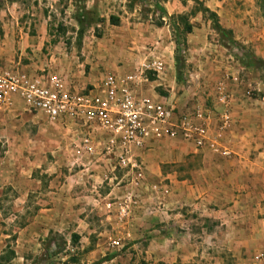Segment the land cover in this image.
<instances>
[{
  "label": "crops",
  "instance_id": "0c3cea01",
  "mask_svg": "<svg viewBox=\"0 0 264 264\" xmlns=\"http://www.w3.org/2000/svg\"><path fill=\"white\" fill-rule=\"evenodd\" d=\"M164 11L167 16L173 13L168 8ZM242 27L243 33L249 28L243 24ZM198 34L200 33L195 31L187 33L186 46L194 49L199 43L197 49H205L209 43L204 37L197 38ZM257 36L258 34H254L248 38L245 34H239L238 39L242 44L251 43L252 54L264 60V47L261 44L264 37L261 36L262 40L256 43ZM165 39V28L161 27L160 41L155 43L157 46L162 43L167 44L165 56L168 57L169 53L172 59L173 41L166 43ZM14 42V37L11 35L6 33L1 35L0 59L5 54L3 46L13 45ZM134 47L138 46H132ZM99 50L95 44L85 53V61L91 66L89 74L80 75L79 70H76L75 73H71L72 78L69 79L86 86L95 83L109 72L123 75L132 71L114 64L110 47L101 52ZM161 51L159 55H155L156 51L152 47L147 54L143 52L146 55L142 59L164 56L165 50ZM126 53L132 62L135 61L133 67L142 60L139 52L134 53L131 50ZM201 55L203 57L193 56L194 62L200 60L203 62L200 66L194 64L199 67V75L206 77L207 80L209 78L220 80L226 86L224 90L228 96L230 120L227 128L221 133L219 141L229 149V156H221L204 147L194 148L190 142L180 139L154 142L140 154L144 163L146 181L163 182L170 190L164 200L165 211H152L146 214L143 207L145 204H151V201L144 194V197L138 200L140 204L131 206L124 223L117 221L116 200L124 197L129 190L128 187L112 184L109 180L105 181V173L93 164H88L85 159H80L74 170L69 166L68 171L71 172L67 176L62 175L63 179L56 180V177H60L59 170L57 173L52 167L44 169L49 176L44 186H41L37 179L31 178L30 174L28 178H22L21 169L13 170L11 173L2 166L0 188L8 184L16 193L11 200L14 212L9 217L14 221L20 219V214L15 212L21 210L31 199H37V203L43 204L42 207L25 216L23 223L12 231L10 236L12 244L8 249L13 252V257L8 261L9 263L25 264L23 254L33 253L39 256L47 248H53L54 235L64 241L65 249L68 248L76 254L77 264H132L137 257L143 260L144 264H177L179 260L182 262L198 254L197 237H217L221 239V244L227 249H234L233 251L239 250L242 245L247 246L252 243L256 246L264 245V241L261 240L264 238V81L259 79V69L241 66L235 56L227 52L214 55L201 51ZM93 56L98 59L95 60ZM207 59L211 64L205 68ZM98 64L102 67L100 77L96 75ZM165 69L166 67L164 73L160 75L163 79H166L167 75ZM236 73L242 74V76L239 74V83L234 80ZM229 75V81L225 80ZM199 84L201 86H197L196 89L191 88L190 95L194 96L195 105L211 111L213 116L209 128L210 132L214 133L217 121L213 109L217 107L214 105V100L212 103V98H208L210 89L205 79ZM150 87L151 82L147 81L141 84L142 90L139 91L159 95ZM207 98L210 103L205 106L202 101ZM16 111L33 115L24 110L16 100L7 105H0V115L15 114ZM49 124H53L56 130L59 129L58 146L67 153L70 159L68 165H72L75 160L74 150L71 148L73 139L68 130L58 123L49 121ZM53 142L50 139L46 145H51ZM187 156L198 162L191 166L188 172H182V167L173 169L161 167L168 162L181 164ZM4 159L3 156L0 161L3 163ZM3 171H6L10 178L4 176ZM40 188L44 194L38 198L34 194ZM107 203L110 205L108 208ZM200 216L214 220L217 230L209 231L201 224L196 226ZM121 232L122 234L129 232L131 244L120 252L114 250L110 252L108 240L120 235ZM3 237L0 239V255L7 246L5 238L8 235L4 234ZM140 237H145L143 244L139 243ZM230 237L238 238L235 248L230 244ZM71 238H74V244H70ZM249 239L254 240L251 242Z\"/></svg>",
  "mask_w": 264,
  "mask_h": 264
},
{
  "label": "rangeland",
  "instance_id": "374dc122",
  "mask_svg": "<svg viewBox=\"0 0 264 264\" xmlns=\"http://www.w3.org/2000/svg\"><path fill=\"white\" fill-rule=\"evenodd\" d=\"M198 1L200 5L215 12L220 26L230 29L231 37L247 50H251V43H240L239 34H245L248 38L258 34L256 43L262 40L261 36L264 37L262 0ZM200 5L193 0H0V38L2 34L6 33L14 37L15 41L13 45L6 44L3 46L5 47L3 49L5 54L0 59V67L27 73L50 69L56 70L68 78L71 73L79 70L78 74L86 76L91 72L89 69L91 66L85 61V53L96 44V48L100 49L99 52L110 47L114 64L130 71L135 68L133 67L135 61L132 62L129 59L130 56L127 55L126 51L139 52L141 54L139 57L142 59L154 47L155 55L162 52L161 50H165L163 51L164 56L161 57L165 63L164 68L166 67L165 73H167L166 79H163V76L160 75L164 72L159 75L150 71L145 72L147 80L151 82L150 89L154 93L167 96L168 100L179 110H184L195 105L196 102L194 96L190 95L192 93L191 88L195 87L196 89L197 86H201L198 83L205 79V83L207 82V87L210 89L208 98L211 97L213 103L217 84L221 83L224 86L225 84L220 80H212L211 78L207 80L206 77L199 75V67L194 64L200 66L203 62L202 60L194 62L193 56L203 57L201 51L214 55L224 52L234 55L238 50L235 46L229 50L220 44L224 42V39L221 38L220 32L213 28L211 21L205 17L206 15L197 10ZM80 6L91 10L96 21L85 27L79 38L77 37V25L73 15ZM159 7L168 8L173 13L167 16L165 13L159 12ZM179 15L183 16V19H180ZM184 23L190 25V32L200 33L196 36L197 38L204 37V40L208 41L209 45L205 49L198 50L199 43L195 45L194 49L186 46L185 37L187 33L184 32ZM242 24L249 27L245 33H243ZM161 27L165 28L166 43L173 41L172 59L169 53L168 57L165 56L167 44L162 43V45L157 46L155 43L160 41ZM175 40L178 41L180 48L178 52L180 60L176 71L173 59ZM261 44L264 47V41ZM132 46L138 47L132 48ZM148 48L150 49L148 50ZM144 51L146 54L143 53ZM64 54L65 57L62 56ZM93 58L98 59L96 56ZM142 60L135 65L137 66ZM208 61L209 59H207L205 68L211 64ZM193 66L195 67L193 68ZM100 68L102 67L98 64L96 75L99 77L102 73ZM201 68L203 69V66ZM259 72V79L264 81V70L261 68ZM239 74L242 76L241 73ZM239 74H235L236 83H239ZM229 78L230 75L225 80L229 81ZM156 82L161 84L158 85ZM208 98L203 99V105L206 106L210 103ZM22 113L16 111L15 114L0 115V160L3 156L5 157L3 163L0 161V167H6L11 173L13 170L21 169L22 178H28L30 174L31 178H35L41 183V186H44L49 180V176L44 172V169L48 167H52V170H56L57 173L59 170L60 177H56V180L63 179L62 175L67 176L71 172V170L68 171L69 166L73 170L76 169V163L68 165L70 159H68L67 153L58 146L59 129L56 130L53 124H49V121L40 114L31 116ZM50 139L54 142L51 145H46ZM197 163L195 159L187 156L181 164L168 162L161 167L165 169L182 167V172H188L190 167ZM36 165L37 167H34ZM2 174L10 178L6 171H3ZM160 183L163 184V182ZM9 186L4 184L0 188V239L4 238V234L8 235L5 238L7 246L3 249V254H6L8 246L10 247L12 244L10 236L15 227L23 223L25 216L43 206V204L37 203V199L29 200L21 210L15 212L20 214L21 218L14 221L9 215L14 212L11 200L16 193ZM41 189L34 194L38 198L44 194ZM132 192L137 195V198L130 204V208L136 203L140 204L138 200L146 194L145 197L150 198L151 201V204H145L143 207L146 214L152 211H165L164 201L162 204H157L151 194L139 189H129L125 194ZM125 221L118 222L124 223ZM199 224L209 231L217 230V224L214 220L204 219L200 216L196 226ZM124 232L113 237L120 239L121 247L109 246L110 239L108 240L110 252H120L131 244L132 239L129 232ZM53 240L54 247L47 248L39 256L33 253L23 254L25 264L78 263L76 254L69 251L68 248L65 249L66 245L63 244L62 239L54 235ZM229 240L231 246H234L238 238L230 237ZM249 240L252 242L254 239ZM261 240L264 241V238ZM143 241H145V237H140L139 243L143 244ZM196 241L199 246L198 254L182 262L177 260V264H264V245L256 246L252 243L247 246L242 245L239 250L233 251L234 249H227L225 245L221 244V239L217 237H197ZM71 242L70 240V244ZM73 242L75 243V240ZM1 264L11 263L1 261ZM132 264H144V261L137 257Z\"/></svg>",
  "mask_w": 264,
  "mask_h": 264
},
{
  "label": "built area",
  "instance_id": "2783aa9c",
  "mask_svg": "<svg viewBox=\"0 0 264 264\" xmlns=\"http://www.w3.org/2000/svg\"><path fill=\"white\" fill-rule=\"evenodd\" d=\"M149 71L155 75L164 71L161 57L143 59L123 75L109 72L86 86L56 70L27 73L0 67V105L16 100L24 110L60 124L73 139L72 165L85 159L100 168L112 184L142 189L162 204L169 188L146 181L140 153L154 142L180 139L227 157L230 151L219 137L227 128L230 113L224 85L218 83L214 100L217 108L213 109L216 131L211 133L210 110L199 105L179 110L167 96L140 92ZM136 198L132 192L116 200L118 221L126 220ZM109 246L121 247L120 239L111 238Z\"/></svg>",
  "mask_w": 264,
  "mask_h": 264
},
{
  "label": "trees",
  "instance_id": "16d2710c",
  "mask_svg": "<svg viewBox=\"0 0 264 264\" xmlns=\"http://www.w3.org/2000/svg\"><path fill=\"white\" fill-rule=\"evenodd\" d=\"M196 4L200 5V2L198 0H193ZM262 7L264 11V0H262ZM201 14L206 15L211 23L214 29L218 30L221 34V38L224 39V42H221L220 44L225 47L226 49L231 50L232 46H235L238 50V52L234 53L235 58L237 62L247 68H257V69H263L264 70V60L256 57L250 50H247L244 46L236 42L231 37V31L228 28H224L220 26L218 23L217 15L215 12L209 10L207 7L200 5V7L197 9ZM159 12L165 13L162 8L159 7ZM180 19H183V16H178ZM73 19L76 22L77 25V37H81L82 31L85 27L90 26L93 22L96 21V18L92 16V11L85 9L83 6H80L77 8L73 15ZM190 25L187 23H184V32L188 33L190 32ZM175 43V49H174V63H175V71L178 70V62L180 60L178 52H179V43L178 41H174ZM74 237V236H72ZM71 243H74V238H71ZM6 254L0 255V264L1 261L7 262L11 259L13 256V252L9 249L6 250Z\"/></svg>",
  "mask_w": 264,
  "mask_h": 264
}]
</instances>
